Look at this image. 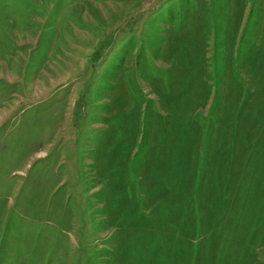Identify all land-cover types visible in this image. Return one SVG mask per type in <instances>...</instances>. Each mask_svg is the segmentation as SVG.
Listing matches in <instances>:
<instances>
[{
    "label": "rangeland",
    "instance_id": "374dc122",
    "mask_svg": "<svg viewBox=\"0 0 264 264\" xmlns=\"http://www.w3.org/2000/svg\"><path fill=\"white\" fill-rule=\"evenodd\" d=\"M0 264H264V0H0Z\"/></svg>",
    "mask_w": 264,
    "mask_h": 264
}]
</instances>
